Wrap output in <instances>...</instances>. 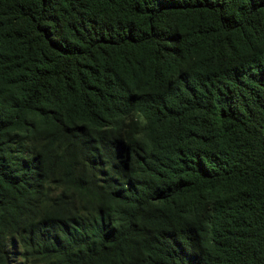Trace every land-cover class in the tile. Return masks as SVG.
<instances>
[{
  "label": "trees",
  "instance_id": "1",
  "mask_svg": "<svg viewBox=\"0 0 264 264\" xmlns=\"http://www.w3.org/2000/svg\"><path fill=\"white\" fill-rule=\"evenodd\" d=\"M0 264H264V0H0Z\"/></svg>",
  "mask_w": 264,
  "mask_h": 264
}]
</instances>
